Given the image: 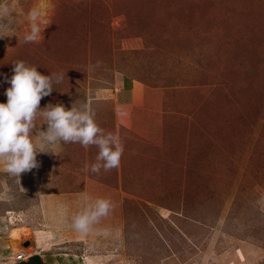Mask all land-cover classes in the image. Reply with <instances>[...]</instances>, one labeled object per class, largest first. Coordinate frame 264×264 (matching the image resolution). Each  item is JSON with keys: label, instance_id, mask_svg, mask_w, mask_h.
Masks as SVG:
<instances>
[{"label": "rangeland", "instance_id": "rangeland-1", "mask_svg": "<svg viewBox=\"0 0 264 264\" xmlns=\"http://www.w3.org/2000/svg\"><path fill=\"white\" fill-rule=\"evenodd\" d=\"M8 3L0 102L16 60L61 73L40 107L87 104L124 153L97 174L96 146L64 143L20 183L0 161V264H264V0ZM99 197L112 211L74 230Z\"/></svg>", "mask_w": 264, "mask_h": 264}, {"label": "clouds", "instance_id": "clouds-1", "mask_svg": "<svg viewBox=\"0 0 264 264\" xmlns=\"http://www.w3.org/2000/svg\"><path fill=\"white\" fill-rule=\"evenodd\" d=\"M37 13H30L33 20L31 30L25 34V42H34L41 34L35 23ZM13 20L8 0H0V38L11 30ZM39 66L24 60L13 62V75L4 80L10 85L5 89L6 102H0V161L4 171L20 183L22 173L39 169L40 153L56 154L57 146L64 143H79L84 147L96 146V162L86 166L92 173L109 171L120 166L124 144L113 132L105 131L95 120V114L87 105L73 102L71 107L64 103H48L43 108L40 101L50 96L54 87L63 81V74L45 75ZM38 117L42 123L38 122ZM47 125L41 130L40 125ZM35 130V134H34ZM113 202L104 197L85 203L71 217V227L81 233L90 231L93 225L112 211Z\"/></svg>", "mask_w": 264, "mask_h": 264}, {"label": "trees", "instance_id": "trees-1", "mask_svg": "<svg viewBox=\"0 0 264 264\" xmlns=\"http://www.w3.org/2000/svg\"><path fill=\"white\" fill-rule=\"evenodd\" d=\"M126 80H127V78H126ZM125 88H128L127 83L125 84ZM19 264H44V263H43V259L40 255H33L27 261L21 262Z\"/></svg>", "mask_w": 264, "mask_h": 264}, {"label": "crops", "instance_id": "crops-1", "mask_svg": "<svg viewBox=\"0 0 264 264\" xmlns=\"http://www.w3.org/2000/svg\"><path fill=\"white\" fill-rule=\"evenodd\" d=\"M123 87V86H122ZM125 88V87H124ZM127 89V88H126ZM137 89H139V85L137 84V83H135L134 85H133V91H134V94L136 93V91H137ZM121 104V103H120ZM121 116L125 119L124 120V124H129L130 123V119H131V115H130V113H128V112H124V113H122L121 114Z\"/></svg>", "mask_w": 264, "mask_h": 264}, {"label": "built area", "instance_id": "built-area-1", "mask_svg": "<svg viewBox=\"0 0 264 264\" xmlns=\"http://www.w3.org/2000/svg\"><path fill=\"white\" fill-rule=\"evenodd\" d=\"M30 255L26 254L24 251H20L18 256H17V261H23V260H27L29 258Z\"/></svg>", "mask_w": 264, "mask_h": 264}]
</instances>
